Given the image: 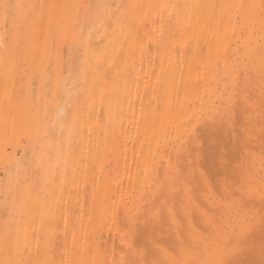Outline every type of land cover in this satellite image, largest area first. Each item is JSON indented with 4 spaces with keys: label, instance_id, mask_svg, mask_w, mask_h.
<instances>
[{
    "label": "bare ground",
    "instance_id": "6f19581e",
    "mask_svg": "<svg viewBox=\"0 0 264 264\" xmlns=\"http://www.w3.org/2000/svg\"><path fill=\"white\" fill-rule=\"evenodd\" d=\"M4 2L13 5H37L32 14L39 15L43 12L46 17L49 10L47 7L41 10L39 5H71L81 0H0V3ZM111 2L147 6L164 0ZM168 2L206 5L219 3L220 0ZM21 11L25 16L28 15L27 8ZM142 11L149 13V22L139 26L138 34L121 35L115 22H111L112 28H117L115 33L112 28H93L83 12L77 14V11L70 7H58L54 12L59 20V27L53 24L49 30L45 22L33 40L28 32V23L22 22L19 32L5 37V48L16 50L18 62L22 64L16 83L17 88L22 87L24 93L29 91L28 84L31 80L32 91L38 96L42 78L58 65L63 66L65 86L69 89L85 80L90 83L97 57L114 58L116 67L112 72L115 80H110L106 85L109 95L103 107L107 123L110 101L112 123L107 133V149L103 139L98 141L96 133H93L90 142L74 136L72 150H69L68 132H62L60 128L64 104L59 108L50 106L45 113L42 105L33 109L31 102H23L21 106L13 108L6 124L0 123V225L11 212L15 213L16 224L23 228L26 217L20 215L19 201L28 187L33 189V198L39 197L43 200L47 197L49 203L50 193L56 191L61 205L53 206L52 211L58 221L61 217L67 218L69 244L72 243L73 227L77 229V246L83 244L82 229L83 233L108 250L107 259L110 262L114 259L120 260L121 249L125 247L122 241L125 239L128 225L140 217L139 227L143 229L146 211L160 206L163 199L160 185L169 163L178 166L185 174L189 170L207 167L213 153L224 144L230 143L233 128H238L244 122L247 115L245 96H250L258 103L259 32L251 37L252 55L246 57L244 40L237 38L240 37L239 32L228 39L223 31L217 38L204 29V20L201 18L197 21L196 17L207 16L212 10L202 8L191 10L193 20L190 27L181 18L174 46L157 44L159 21L156 22L155 30L150 22L155 17V10L148 7L136 9L137 15ZM7 27L12 29L11 19ZM145 33L150 34L153 40L149 41ZM164 33L165 40H169L167 19L164 23ZM4 35V23L0 20V36ZM238 44L241 46L240 52L236 51ZM133 47L135 57L130 58L129 50ZM5 48H0V55L5 53ZM121 53H124L123 57ZM217 61L218 68L215 67ZM198 68L201 79L197 90ZM69 71L72 72L71 77L68 75ZM186 87L193 88L189 93L190 106L185 102L187 110L198 115L203 110L204 119L198 125L199 139L194 145L186 146L192 153L190 156L187 151H181L177 146L176 150L168 149V154L163 158L154 157L155 143L153 142L150 152L152 130L146 126L145 116L168 98H171L175 106L177 91L180 100L184 101ZM97 111H101L99 104ZM258 113L259 107L252 110L253 123H258ZM229 117L234 123H229ZM37 127L41 129L39 135L35 131ZM45 129L49 132L47 138L44 137ZM97 143L100 144L99 148L96 147ZM82 151L87 162L86 171L83 165L78 164ZM153 159L158 162V167H153ZM37 162L42 165L40 169L36 168ZM259 168L257 159V173ZM74 175L77 185L75 187ZM61 182H64L65 186L62 197L58 192ZM256 184H259L258 175ZM177 187H180L179 182ZM164 191L167 194V190ZM244 196L247 198V193H244ZM253 206L257 209L260 206L258 194ZM215 213L218 222L227 223L222 208H216ZM59 226V242L62 243V221ZM262 242L264 230L260 228L257 218L256 227L248 233L241 249L228 258L242 264H258L264 259L261 255ZM35 247L33 244L34 249ZM40 248L43 252V243ZM56 258L59 259V255Z\"/></svg>",
    "mask_w": 264,
    "mask_h": 264
},
{
    "label": "snow or ice",
    "instance_id": "6c2138e0",
    "mask_svg": "<svg viewBox=\"0 0 264 264\" xmlns=\"http://www.w3.org/2000/svg\"><path fill=\"white\" fill-rule=\"evenodd\" d=\"M41 10H49L47 16L41 12L33 15L37 5L0 3V20L4 23V36H0V48H5V37L19 32L22 22L29 25V35L34 40L37 31L46 22L51 30L53 24L59 27L54 10L59 8H72L84 13L87 20L91 21L93 28L107 30L115 22L121 35L138 34L139 26L149 22V13L141 12L138 16L136 9L145 7L155 10V17L151 19L154 26L159 21V39L157 44L165 43L175 45V37L183 22L189 27L192 24L193 13L191 10L202 8L211 9L207 16L197 15L204 20V29L217 38L223 31L225 38L231 39L240 33L238 39H243L244 55H252L251 37L259 32V58H260V95L259 101L245 96L247 115L244 122L233 128L230 143L213 153L208 166L198 170H189L187 174L176 165L169 163L165 170V177L161 182L160 206L147 210L144 218L145 227H139L140 217H137L125 233L121 249V259H107L108 250L102 248L92 237L83 233V244L77 246V229L73 227L72 243L68 242V220L61 217L58 221L53 206L61 205L57 192L50 193L51 203L45 197L33 198L32 187H28L19 201L20 215L26 217L24 226L16 224L15 213H9L3 224L0 225V264H242L228 257L243 246L250 231L256 227L257 218L259 226L264 230V0H220L219 3L206 5L179 4L164 0L151 5L112 3L111 0L93 2L81 0L71 5H39ZM27 8L28 15L21 11ZM12 29L7 27L9 20ZM168 22L169 40H165L164 23ZM257 25L259 26L257 28ZM117 28H112L113 33ZM91 31V29H90ZM231 34V35H229ZM148 40L153 37L145 33ZM18 38V37H17ZM27 38V37H26ZM143 41L141 40V48ZM237 52L241 51L238 44ZM122 57L124 53L120 54ZM129 57H135V48L129 50ZM210 56V51H209ZM203 62L201 57L200 63ZM127 63V60H125ZM208 65H205L207 67ZM227 66V64H225ZM22 64L18 62L16 50L5 48V53L0 55V123L6 124L12 115L14 107H19L23 102H31L33 109L42 105L45 113L49 107L59 108L65 105L60 121L61 131L68 132V144L71 151L72 138L81 137L91 141L93 133L99 141L103 139L104 147H108L109 125L112 123L111 103L106 113L103 110L108 89L106 85L114 81L113 68L116 67L114 58L96 59V64L91 73L90 83L85 80L73 88L66 87V79L62 65L47 72L40 84V93L36 96L32 91V81L29 80V91L24 93L23 88H17V78ZM219 67V62L215 64ZM69 77L72 72L69 71ZM22 79V77H21ZM159 79V77H157ZM199 68L197 69V90ZM193 88L186 87L184 101L180 100L179 92L176 93V104L171 98L166 99L162 105L153 108L145 116L146 126L152 130V140L149 141V151L155 143L153 156L163 158L168 149L188 151V145H194L198 139V125L204 119L201 114L189 112L185 102L189 101V93ZM97 104L101 111H97ZM259 107V121L253 123L252 110ZM229 123H234L229 117ZM37 134L41 129H35ZM49 132L44 130V137ZM97 148L100 144L97 143ZM194 150V149H193ZM259 160L260 168L256 170ZM78 164L87 170V162L83 151ZM153 167H158V162L153 159ZM42 167L40 162L36 168ZM257 175L259 184H256ZM179 182L180 187H177ZM73 186L76 177L73 176ZM167 190L165 194L164 190ZM203 189V191H200ZM59 196L65 192L64 182L58 187ZM244 193H247L245 198ZM69 191V195H70ZM259 196L260 206L255 208L254 201ZM216 208L224 210L227 223L218 222ZM30 221V223H29ZM63 222L64 238L59 242L60 222ZM151 226V231H149ZM130 237V238H129ZM43 243V252L40 245ZM35 244V249L33 248ZM59 255V259H57ZM261 255L264 257V242L261 245ZM88 256V259H84ZM257 264V262H249ZM258 264H264L261 259Z\"/></svg>",
    "mask_w": 264,
    "mask_h": 264
}]
</instances>
